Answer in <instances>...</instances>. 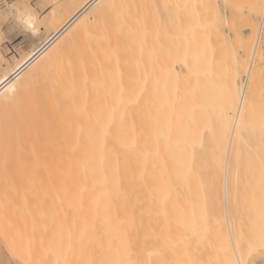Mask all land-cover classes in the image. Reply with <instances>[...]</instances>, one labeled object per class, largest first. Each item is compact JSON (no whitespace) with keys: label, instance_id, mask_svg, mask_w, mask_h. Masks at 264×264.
Returning <instances> with one entry per match:
<instances>
[{"label":"bare ground","instance_id":"6f19581e","mask_svg":"<svg viewBox=\"0 0 264 264\" xmlns=\"http://www.w3.org/2000/svg\"><path fill=\"white\" fill-rule=\"evenodd\" d=\"M42 1L50 8L36 16L34 27L43 29L44 38L0 76L1 210L11 195L23 200L19 206L7 202L6 211L15 212L1 211L7 214L6 220L0 217V231L11 260L179 264L181 247L194 245L199 231L213 232L226 217L232 226L236 211L245 208L243 215L261 216L255 219L264 223V98L258 89L263 79L254 70L264 9L258 36L251 39L252 56L244 42V55L252 58L245 68L242 53L231 52L234 45L228 55L219 36L224 45L217 37V49L213 34L207 41L210 33L199 29L203 23L195 22L194 8L185 16L194 23L182 19L185 14L182 22L168 17L174 19L171 27L180 26L164 32L169 37L161 33L163 38L160 32L150 35V28L144 34L143 24L150 9L154 17L174 10L162 0L158 4L165 7L158 12L152 0L149 9L147 0ZM18 12L21 18L24 11ZM147 16L146 28L153 18ZM189 22L190 28L198 23L200 32L189 29ZM177 27L179 34L172 33ZM226 61L233 69L227 70ZM249 176L260 192L250 190ZM252 220L247 224L258 227ZM261 234L254 233L256 241L264 239Z\"/></svg>","mask_w":264,"mask_h":264},{"label":"rangeland","instance_id":"374dc122","mask_svg":"<svg viewBox=\"0 0 264 264\" xmlns=\"http://www.w3.org/2000/svg\"><path fill=\"white\" fill-rule=\"evenodd\" d=\"M144 1V0H143ZM155 0H152L151 2H153V5L152 4H150V5H152V7L153 6H157L156 8H155V10H157V12H158V10H160V8L162 9V11H163V8L165 7H163L162 5L160 6L159 4H161V0H157L156 1V4H155V2H154ZM160 1V2H159ZM261 1H263V3H264V0H261ZM261 1H258L259 2V4L258 3H256L257 2V0H255L254 2L253 1H251V0H227V2L226 1H221V0H216V2H213L212 0H207V2H208V4L206 3V4H202L203 3V1L201 0L200 2L198 1V0H162V3L164 4V5H166V8L165 9H167L168 8V6L169 7H171V8H173L174 7V10L173 9H170V12H167L165 9H164V11H166V13L165 14H167L166 15V17H163V12H161V14H162V16H161V14H160V11L158 12V17H157V13H156V17L157 18H159L157 21H158V23H160V24H162V22H163V24L161 25V26H159L160 24H158V27H155L154 25H156V17H154L153 16V13L151 14L150 12L151 11H153L154 12V14H155V11H154V9H150V12H147V13H149L148 14V16L150 15H152L153 16V18H151V17H148L147 16V14H146V16L148 17V20H150V23H149V21H148V27L146 28V24H145V19H147L146 18V16H143V18L145 17V19H143L144 20V25H145V28H144V34H145V29H147V31H146V34H147V32H148V29H149V32H150V35L153 33L154 34V32H155V35H152V36H154V37H156V32H158L157 33V36H158V34H159V32H160V34L162 33H164V32H166V31H169V32H171V30L174 28V27H176L177 25H178V23L179 22H182L183 20L182 19H185V20H189V19H187L188 17L189 18H191L192 20H193V17L192 16H189L188 14V16L187 17H185L186 16V13H190V11L192 12L193 11V8H194V11L192 12V14H193V16H194V14H195V16H194V20H195V22H200V23H203L201 26H204V25H206L205 27H207V28H205V27H200V25L197 23H195L193 26V28L195 29V26L197 27L198 25H199V29L201 28V29H204L205 31H204V33L206 34V30H207V33L209 34L210 33V35L208 36V42H210V40H209V37L210 36H212V34L214 35L213 37H210V39H212L211 41H212V44H214L213 46H214V48H216L217 49V47H219V45H220V43L219 42H221V39H223V41H225V46H227L228 47V49L226 48V50H228V55L230 54V50H232L231 49V47H233V45H234V47H233V49L234 50H232L231 52H232V54H235V52H236V54H239V55H241L239 52H241L242 53V55L241 56H243L244 57V60L247 62V65H245L246 64V62H245V64H244V66H245V68H246V66L247 67H249L248 65H250L249 64V62L251 63V59L252 58H249V57H247V55H244L245 54V47L244 46H247V45H245V40H246V43L248 44V48L246 47V49H250V47L252 48V50H249V51H247L248 53L247 54H250V56H252L253 55V43L255 42L254 40H253V42H251L252 40L251 39H253L252 37H257L258 36V33L257 32H259V30H260V26H261V20H262V13H263V9H264V4L261 2ZM145 2V1H144ZM143 2V3H144ZM149 2H150V0H149ZM158 2H159V4H158ZM220 2V3H219ZM225 2V3H224ZM232 2L234 3V4H232ZM251 2H253V3H251ZM145 3H147V5H146V8L147 7H149L150 5H149V3H148V0H147V2H145ZM144 3V4H145ZM26 4H28V5H31V7L33 8V9H36V5L37 4H39V5H41V7H39L38 9H36V11H35V16H37V17H41L43 14H44V12L46 11V10H48L49 8H50V4H48V5H46V6H44V3H43V1L42 0H0V53H1V55H4V59H2V60H0V76L2 75V74H4L6 71H8V70H10L14 65H15V63L16 62H18L20 59H22L24 56H26L34 47H36L40 42H41V40L44 38V36H45V32L43 31V29L42 30H40V31H33L32 30V28H29L28 26H25V24L22 22V20H21V18L19 17V9H21V10H23L24 12H25V9L22 7L23 5H26ZM225 4V5H224ZM247 4V5H246ZM249 4V5H248ZM257 4L259 5V6H261V9L259 10V6H257ZM149 5V6H148ZM159 5V6H158ZM190 5H192V6H190ZM206 5H207V7H206ZM250 5H251V7H250ZM190 6V7H189ZM203 6H205V7H203ZM243 6V7H242ZM253 6V7H252ZM151 7V6H150ZM158 7H160V8H158ZM176 7V8H175ZM220 7H221V11H219L220 10ZM240 7H242L241 9H242V11H240ZM250 7V8H249ZM258 8V10H259V12L261 13V11H262V13L260 14L258 11H256L257 13L255 14L254 12H255V10H257V9H255L254 10V8ZM263 7V8H262ZM145 8V9H146ZM192 8V10H190ZM147 9H149V8H147ZM169 9V8H168ZM167 9V10H168ZM254 10V12H253V10ZM218 10V11H217ZM252 10V11H251ZM144 11H147V10H144ZM169 11V10H168ZM215 11V12H214ZM253 12V13H252ZM146 13V12H145ZM169 13V14H168ZM250 13L252 14V15H250ZM159 14H160V16H159ZM185 14V15H184ZM171 15H172V17H175L174 19H176L177 21L180 19V21L179 22H177V24H176V26L174 25L173 27H171L172 26V23L174 22V19L172 20V19H170L169 21H173V22H169L167 19H169L170 17H171ZM184 15V16H183ZM190 15H191V13H190ZM216 15V16H215ZM257 15V16H256ZM260 15V16H259ZM183 16V18L181 19V17ZM250 17L249 19H251L252 21H250L249 22V20L247 21L246 20V18L247 17ZM169 17V18H168ZM152 20H154V18H155V20L154 21H156V22H154L153 21V24H151V19ZM162 18H163V21H161L162 20ZM190 19V20H191ZM197 19V20H196ZM259 19H260V21H259ZM165 20H167V23L169 22L170 24H168V28H169V30H168V28L166 27L167 25V23H166V21ZM176 20H175V22H176ZM191 20V21H192ZM194 20H193V22L192 23H194ZM205 20H206V22H205ZM212 20V21H211ZM214 20V21H213ZM216 20V21H215ZM204 21V22H203ZM210 21H211V23H210ZM215 22V23H214ZM184 23L185 22H183V25H184ZM191 22H189V24H187V27L189 28V29H193V28H190L188 25H191L190 24ZM206 23H209V27H211V29L208 31V29H209V27H208V25L206 24ZM143 25V26H144ZM149 25H152L151 27L149 26ZM162 26L163 27H165L164 29L165 30H163V28H162ZM180 25H178V27H179ZM186 26V25H185ZM192 26V25H191ZM256 26V27H255ZM162 29H161V28ZM170 27L172 28V29H170ZM178 27L175 29V31L173 30V32L172 33H174V32H176L177 31V33L179 32V29H178ZM183 27V26H182ZM151 28H153L154 29V31L152 32V30H151ZM155 28H157V30L155 31ZM198 28V27H197ZM196 28V29H197ZM212 28H213V30H212ZM215 28H217L216 29V32L214 33V29ZM254 28V29H253ZM158 29H159V31H158ZM160 29H161V31H160ZM178 29V30H177ZM182 29H184V28H182ZM185 29L186 30H184V32L186 31V33H188V31H187V28L185 27ZM188 29V30H189ZM195 29V30H196ZM259 29V30H258ZM255 30V31H254ZM180 31H183V30H180ZM197 31V30H196ZM195 31V32H196ZM213 31V32H212ZM217 31L220 33V34H218V35H216L215 36V34H217ZM257 31V32H256ZM263 31H264V29H263ZM189 32H191L189 35L190 36H192L193 35V31H190L189 30ZM198 32H200L199 30L197 31V33ZM186 33H185V37L184 38H186ZM159 34V35H160ZM161 34V36L160 37H163V38H165V36L164 35H162ZM164 34H166V35H168V37H169V34H168V32L167 33H164ZM179 34V33H178ZM177 34V35H178ZM200 34H202L203 35V33H202V30H201V33ZM199 34V35H200ZM256 34H257V36H256ZM149 35V34H148ZM147 35V36H148ZM149 35V36H150ZM175 34H173V36H174ZM176 35V36H177ZM182 35H183V33H182ZM198 35V34H197ZM250 35V36H249ZM254 35V36H253ZM194 36V38H196L195 37V35H193ZM207 36V35H206ZM221 38H219V37ZM151 37V36H150ZM168 37H166V38H168ZM170 37H172V35H170ZM178 37H179V35H178ZM182 37V38H183ZM188 37V36H187ZM202 37V36H201ZM201 37L199 38V42H200V40H201ZM219 38V40H218V38ZM179 38H181V37H179ZM198 38V37H197ZM205 38V39H206ZM241 38H243V40L244 41H242L241 40ZM204 39V40H205ZM256 39V38H255ZM197 40V39H196ZM202 40H203V37H202ZM204 40L202 41V42H204ZM216 40H218L219 42L216 44ZM198 41V40H197ZM221 42V43H223V45H224V42ZM227 41H228V44H227ZM249 42H251V44H249ZM263 42V43H262ZM242 43V44H241ZM262 43V44H261ZM204 44V43H203ZM210 43H208V45H209ZM230 44V45H229ZM206 45V44H205ZM208 45H207V49H208ZM242 45H243V49H242ZM263 46V47H262ZM209 47L211 48V50H212V45L210 44L209 45ZM230 47V48H229ZM223 47H222V44H221V49H222ZM259 49H258V51H257V56H256V63H254V65H255V68H254V70H255V72L258 70V72L257 73H261V74H263L262 76H261V74L259 75L258 74V76H260L261 78H260V81H261V79H263V82H264V73H263V69H264V32L262 33V36H261V40H260V44H259V47H258ZM220 49V48H219ZM220 49V52L222 51ZM241 50H243V51H241ZM209 52H211L212 53V51H210V50H208ZM214 51H215V49H214ZM219 51V50H218ZM217 51V52H218ZM252 51V52H251ZM217 52H214L215 54L217 53ZM259 52V53H258ZM215 54H214V56H215ZM223 54H224V51H223ZM222 54V55H223ZM227 54V53H226ZM235 54V55H236ZM252 54V55H251ZM219 55V54H218ZM227 55V56H228ZM231 55V54H230ZM234 55V56H235ZM226 56V55H225ZM224 56V57H225ZM227 56L225 57V58H227ZM234 56H232L233 58L232 59H234ZM221 57V56H220ZM222 58V57H221ZM229 58H230V60L232 61V59H231V57L229 56ZM260 58V59H259ZM213 59H214V57H213ZM216 59V58H215ZM217 60H220V59H218L217 58ZM216 60V64H218V61ZM227 60V59H226ZM230 60H229V62H230ZM249 60V61H248ZM260 60V61H259ZM215 61V60H214ZM222 61V60H221ZM224 61V60H223ZM234 61V60H233ZM223 63V62H222ZM225 63V62H224ZM223 63V65L225 66V64L227 63V66H228V62L226 61V63L224 64ZM231 63V62H230ZM233 65V64H232ZM234 65H235V63H234ZM253 65V66H254ZM227 66H226V68H227ZM218 67H220V66H218ZM223 67V66H222ZM230 68H232V67H229L228 66V68H227V70L229 69L230 70ZM238 69L239 70V68H238V66H236L235 65V69ZM233 69V68H232ZM242 70H244V67L242 68ZM241 74H243V75H241V80L242 81H244V77H245V71H244V73H241ZM263 77V78H262ZM262 81H261V86L258 88V89H260L261 88V90H262V92H260V93H262V98H264V87H263V83ZM260 83V82H259ZM260 91V90H259ZM246 168L247 167H245L244 169L246 170ZM243 169V168H242ZM250 170V169H249ZM248 170V171H249ZM251 170H254L255 171V169L254 168H252ZM259 171V168L258 169H256V171ZM264 170V169H263ZM263 170H261V171H263ZM255 171V172H256ZM257 171V172H258ZM254 172V175L255 174H257V173H255ZM259 173H261L260 171H259ZM258 173V174H259ZM250 174H252L253 175V173H251V171H250ZM249 174V175H250ZM257 174V178L259 179V177H260V174L258 175ZM262 174V173H261ZM251 176V175H250ZM250 176H249V181H247V180H245V181H247V182H249V183H251V186H250V190L251 189H253V191H255V187L257 186H260L259 184L257 185V182L256 181H253V180H256L257 178H255V176H251V177H253L254 179L253 180H251V182H250ZM262 176V175H261ZM245 178V177H244ZM247 178V177H246ZM252 179V178H251ZM257 179V180H258ZM260 180H262V177H261V179H259V181ZM252 181H253V183H252ZM258 181V182H259ZM254 182H256V185H254L253 186V184H254ZM263 182V181H262ZM2 183V182H1ZM264 183V182H263ZM247 183H245L244 185H246ZM5 185V184H4ZM3 185V188L5 187ZM22 185V187H23V185L24 184H21ZM31 185V184H30ZM250 185V184H249ZM28 186V184L26 185V187ZM254 188H253V187ZM25 187V186H24ZM31 186H29V188H30ZM249 187V186H248ZM247 185L245 186V188L244 189H246L247 190ZM262 187H264L263 185L261 186V188ZM0 188H1V186H0ZM2 188V189H3ZM28 188V187H27ZM260 189V188H259ZM258 188H256V190H257V192L256 193H258V192H260V190H259ZM7 190H8V187H7ZM249 190V188H248V191H250ZM6 191V190H5ZM10 191V190H9ZM252 191V190H251ZM0 192H1V190H0ZM9 193V192H8ZM32 193V192H31ZM7 194V193H6ZM12 194H13V192H12ZM33 194V193H32ZM5 195V194H4ZM70 195H72V194H70ZM6 196V195H5ZM4 196V197H5ZM8 196H10L9 194H8ZM20 196V195H19ZM19 196H18V198H17V196H14L13 197V195H11L10 196V198L8 199L7 198V196H6V198H7V202H11V204H12V202H14L15 201V205L16 206H19V204L20 203H18L19 201H21L22 199L21 198H19ZM29 196V195H28ZM31 196V195H30ZM34 196H36L35 194H34ZM34 196H33V198H34ZM1 197V196H0ZM3 197V198H4ZM21 197V196H20ZM26 197V196H25ZM32 197V196H31ZM38 197V196H37ZM37 197H35L36 199H37ZM24 198V197H23ZM33 198H32V200H33ZM21 199V200H20ZM26 200H27V198H25ZM28 199H31V198H29L28 197ZM35 199V200H36ZM40 199H42V198H40ZM2 200V197L0 198V201ZM18 201V202H17ZM23 201V200H22ZM41 201H43V202H45V204L46 203H48L49 204V202H47V201H44V200H41ZM221 201H223V199H221ZM7 202L5 203V201H4V203L6 204V210H8V209H10V205H9V208H7ZM31 201H29V203H30ZM32 202H34V201H32ZM18 203V204H17ZM38 203V202H37ZM250 203H252V202H249V204ZM3 204V202L1 203L0 202V206H3L2 205ZM41 204H44V203H41ZM245 204H247V203H245ZM14 205V207H16ZM221 206L222 207H224L223 206V204H222V202H221ZM247 206V205H246ZM249 206V205H248ZM13 207V205L11 206V208ZM13 207V208H14ZM1 208L2 207H0V213H1V211H3L4 210V208H5V205H4V208H3V210H1ZM17 208V207H16ZM19 208V207H18ZM247 208V207H246ZM15 209V208H14ZM248 210H250L249 208H247ZM6 210H4V211H6ZM13 210V209H12ZM11 210V211H12ZM16 210V209H15ZM18 210V209H17ZM220 210L221 211H223V208L221 209L220 208ZM244 210H245V208L243 209V210H241L240 212L239 211H236V214H232L230 217H231V222H232V226L230 227L229 225H228V222H227V217H226V215H222L223 213L222 212H220L219 214H221L222 216H223V218H225L226 217V219L225 220H223V221H225V222H227V224H225V222L224 223H222L223 221H220L221 222V226H219V223L217 222V223H215V225H216V228H215V230L217 229L218 231H213L212 232V230L211 231H207V232H205V230H204V233H202V234H199V232H198V237H197V235L195 236V240H194V242H193V244L194 245H192V246H190V247H181L180 248V252H181V255H180V262L181 263H179V264H240V262H239V259H238V255L240 256V258H242L241 260L242 261H244L243 263L245 264V262H246V264H258L259 263V261H260V259H262L263 261H264V239L263 238H261L260 240L258 239L257 241L255 240V236H254V233L256 232V235L259 237V233L262 235V237H263V233H264V223H261V222H263V221H261V222H258L257 221V219H255L256 217H258V215L256 216V215H254V216H251V215H249L248 213H245V215H243L242 213H244ZM252 210H253V208H252ZM14 211V210H13ZM12 211V212H13ZM243 211V212H242ZM246 211V210H245ZM254 211V210H253ZM260 211H262V210H260ZM7 213H8V211H6ZM5 212V213H6ZM12 212H9L10 214L12 213ZM15 212V211H14ZM242 212V213H241ZM249 212V211H248ZM250 212H251V210H250ZM259 212V211H258ZM263 212V211H262ZM3 213L4 212H2L1 214H0V217L1 216H3ZM8 213V214H9ZM17 213V212H16ZM238 213H239V215H238ZM255 213V212H254ZM254 213H252V215L254 214ZM261 213V212H260ZM225 214V213H224ZM249 216H248V215ZM251 214V213H250ZM258 214V213H257ZM262 214V213H261ZM264 214V213H263ZM262 214V215H263ZM6 215V217H4ZM14 215V214H13ZM13 215H11L12 217H14ZM260 215V214H259ZM4 216H3V218H5V220H6V218H7V214H4ZM9 217H10V215H9ZM12 217H11V219H12ZM261 217V216H260ZM260 217H258V219L260 218ZM252 218H253V220H255L254 222H258V224H259V226L258 227H256L255 228V226H251L250 224H247L249 221H251L252 220ZM264 218V217H263ZM262 218V220H264ZM1 219V218H0ZM14 219H16V218H14ZM246 219V220H245ZM4 219H2L1 221H3ZM4 220V221H5ZM236 222H235V221ZM248 220V221H247ZM252 220V221H253ZM233 221L235 222V223H233ZM253 222V223H254ZM202 224H204L203 222H201ZM209 223H211V222H209ZM207 224L206 225V228L207 227H209L208 225H210V224ZM251 223V222H250ZM253 223H252V225H253ZM202 224L201 225H199V226H202ZM227 225V227L225 226V225ZM234 224V225H233ZM218 225V226H217ZM223 225H224V228H223ZM254 225H256V224H254ZM205 225H203V227H204ZM212 226L214 227V224H212ZM217 227H221V229H223V230H221L220 228H217ZM209 228H211V227H209ZM199 229V228H198ZM201 229V228H200ZM202 229H204V228H202ZM213 229V228H212ZM219 229H220V231H219ZM225 229V230H224ZM0 264H16L15 263V261L14 260H11V258L9 257V255H8V253H10L9 251H8V247H7V243L5 242V240H3L2 239V234H1V231H0ZM200 235H202L201 237H200ZM197 237V238H196ZM199 238V239H198ZM198 239V240H197ZM257 242H261V243H263V245H262V248H258L257 246H255V243H257ZM190 252V253H189ZM186 254H188V255H190L189 256V259L191 260V261H187L188 259H187V257H186ZM193 256V257H192ZM192 258V259H191ZM7 261L8 260V262L7 263H2V261ZM262 261V262H263Z\"/></svg>","mask_w":264,"mask_h":264},{"label":"snow or ice","instance_id":"6c2138e0","mask_svg":"<svg viewBox=\"0 0 264 264\" xmlns=\"http://www.w3.org/2000/svg\"><path fill=\"white\" fill-rule=\"evenodd\" d=\"M22 7L25 9V12L22 13L21 15L22 22L25 24V26L32 27V30L35 31L34 25L36 24L37 21H36V16L34 13L36 9L41 7V5L37 4L36 9H33L31 5H28V4L23 5Z\"/></svg>","mask_w":264,"mask_h":264}]
</instances>
